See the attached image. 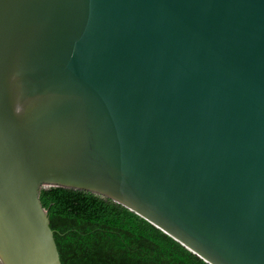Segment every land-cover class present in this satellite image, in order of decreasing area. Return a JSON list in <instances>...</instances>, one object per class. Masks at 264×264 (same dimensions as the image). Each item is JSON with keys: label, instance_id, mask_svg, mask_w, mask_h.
<instances>
[{"label": "water", "instance_id": "1", "mask_svg": "<svg viewBox=\"0 0 264 264\" xmlns=\"http://www.w3.org/2000/svg\"><path fill=\"white\" fill-rule=\"evenodd\" d=\"M50 186L264 264V0H0V264H61Z\"/></svg>", "mask_w": 264, "mask_h": 264}, {"label": "trees", "instance_id": "2", "mask_svg": "<svg viewBox=\"0 0 264 264\" xmlns=\"http://www.w3.org/2000/svg\"><path fill=\"white\" fill-rule=\"evenodd\" d=\"M61 264H209L113 200L62 186L41 188Z\"/></svg>", "mask_w": 264, "mask_h": 264}]
</instances>
